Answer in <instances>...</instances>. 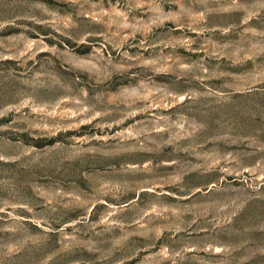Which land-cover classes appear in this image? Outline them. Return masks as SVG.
<instances>
[{
  "label": "rangeland",
  "instance_id": "obj_1",
  "mask_svg": "<svg viewBox=\"0 0 264 264\" xmlns=\"http://www.w3.org/2000/svg\"><path fill=\"white\" fill-rule=\"evenodd\" d=\"M0 264H264V0H0Z\"/></svg>",
  "mask_w": 264,
  "mask_h": 264
}]
</instances>
